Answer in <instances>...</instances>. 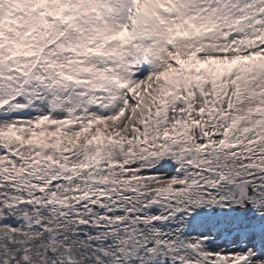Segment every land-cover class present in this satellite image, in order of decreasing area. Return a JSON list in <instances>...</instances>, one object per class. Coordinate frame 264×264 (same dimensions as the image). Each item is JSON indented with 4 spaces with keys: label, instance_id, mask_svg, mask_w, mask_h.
<instances>
[{
    "label": "snow or ice",
    "instance_id": "snow-or-ice-1",
    "mask_svg": "<svg viewBox=\"0 0 264 264\" xmlns=\"http://www.w3.org/2000/svg\"><path fill=\"white\" fill-rule=\"evenodd\" d=\"M0 264H264V0H0Z\"/></svg>",
    "mask_w": 264,
    "mask_h": 264
}]
</instances>
